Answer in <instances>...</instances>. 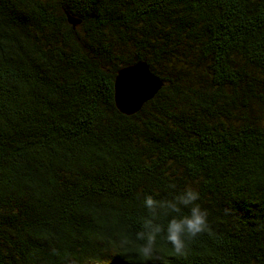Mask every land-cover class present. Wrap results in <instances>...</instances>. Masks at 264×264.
Wrapping results in <instances>:
<instances>
[{
  "label": "trees",
  "instance_id": "16d2710c",
  "mask_svg": "<svg viewBox=\"0 0 264 264\" xmlns=\"http://www.w3.org/2000/svg\"><path fill=\"white\" fill-rule=\"evenodd\" d=\"M0 264H264V0H0Z\"/></svg>",
  "mask_w": 264,
  "mask_h": 264
},
{
  "label": "water",
  "instance_id": "95a60500",
  "mask_svg": "<svg viewBox=\"0 0 264 264\" xmlns=\"http://www.w3.org/2000/svg\"><path fill=\"white\" fill-rule=\"evenodd\" d=\"M72 24H77V17L68 15ZM161 79L154 74L143 60H138L119 68L113 81V97L116 107L125 114L139 110L161 87Z\"/></svg>",
  "mask_w": 264,
  "mask_h": 264
}]
</instances>
